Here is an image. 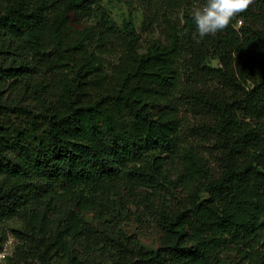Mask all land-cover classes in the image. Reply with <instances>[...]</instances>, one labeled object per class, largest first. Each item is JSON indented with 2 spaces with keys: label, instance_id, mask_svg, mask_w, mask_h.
<instances>
[{
  "label": "trees",
  "instance_id": "1",
  "mask_svg": "<svg viewBox=\"0 0 264 264\" xmlns=\"http://www.w3.org/2000/svg\"><path fill=\"white\" fill-rule=\"evenodd\" d=\"M104 1L0 0V264H264V0L199 43Z\"/></svg>",
  "mask_w": 264,
  "mask_h": 264
},
{
  "label": "rangeland",
  "instance_id": "2",
  "mask_svg": "<svg viewBox=\"0 0 264 264\" xmlns=\"http://www.w3.org/2000/svg\"><path fill=\"white\" fill-rule=\"evenodd\" d=\"M103 5L109 10L112 20L119 27H123L125 21L132 20L138 29L141 28L143 22V9L138 1L106 0L103 2ZM212 65L216 66L217 62L213 61ZM211 162L214 167H217L213 160H211ZM64 207L70 209L69 206ZM83 216L88 222L93 223V225L97 224L93 213H84ZM122 226L127 233L136 235L146 248L155 249L159 246L160 233L158 231L132 222H125ZM23 227L24 223L16 218L6 222L3 225V229H5L7 234L8 242L5 246L4 254L0 255V261H3L5 257L11 256L14 253L15 247L18 244L15 233L22 230Z\"/></svg>",
  "mask_w": 264,
  "mask_h": 264
},
{
  "label": "clouds",
  "instance_id": "3",
  "mask_svg": "<svg viewBox=\"0 0 264 264\" xmlns=\"http://www.w3.org/2000/svg\"><path fill=\"white\" fill-rule=\"evenodd\" d=\"M254 0H202L192 8V37L197 43L227 29L231 21L246 12Z\"/></svg>",
  "mask_w": 264,
  "mask_h": 264
}]
</instances>
